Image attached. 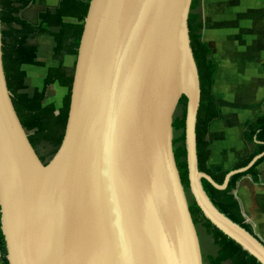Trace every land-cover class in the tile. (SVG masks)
I'll return each mask as SVG.
<instances>
[{"label": "water", "instance_id": "95a60500", "mask_svg": "<svg viewBox=\"0 0 264 264\" xmlns=\"http://www.w3.org/2000/svg\"><path fill=\"white\" fill-rule=\"evenodd\" d=\"M192 0H89L64 135L44 165L11 101L0 23V223L8 264H203L173 154L186 97L188 191L204 217L264 264V243L221 213L199 171ZM23 69V67H22ZM57 85V84H56Z\"/></svg>", "mask_w": 264, "mask_h": 264}, {"label": "trees", "instance_id": "16d2710c", "mask_svg": "<svg viewBox=\"0 0 264 264\" xmlns=\"http://www.w3.org/2000/svg\"><path fill=\"white\" fill-rule=\"evenodd\" d=\"M33 3L34 0H0L2 60L15 112L36 155L46 165L60 146L68 116L74 65L65 66L63 60L66 55L77 54L83 29L82 21L87 14L89 0H59L55 8H43L37 12L36 21L30 22L21 14ZM196 6L197 1L192 0L187 24L190 47L200 83V105L195 131L198 169L221 185L230 170L245 167L254 156L264 152V99L261 102L263 112L247 120L241 132L242 140L249 147L248 156L236 162L229 170L214 171L209 165L212 150L208 133L210 124L220 118L219 101L212 91L217 65L210 47L203 40L204 22L195 12ZM65 19H72L74 22H67ZM41 36L49 38L51 59L56 61L57 65L46 68L41 88H32L29 85L27 73L22 67L45 65L38 60L40 54L38 39ZM55 84L67 90L59 108H56L53 103H47V100L55 95ZM186 102V97L181 96L176 108L179 113L173 116L172 145L181 183L188 192L184 139ZM262 162H264V155L247 171L233 175L226 188L222 190L216 189L207 180L202 179L204 191L216 208L254 236L256 234L252 226L245 221L246 215L241 211L240 204L232 191L237 180L243 175L249 174L254 181H258L257 166ZM189 211L194 225L202 226L206 234L211 237L212 243L218 247L214 256L207 257L209 264H222L225 261H230L232 264H260L240 245L213 226L204 217L192 197L189 201ZM0 259L2 264H8L1 223Z\"/></svg>", "mask_w": 264, "mask_h": 264}, {"label": "crops", "instance_id": "0c3cea01", "mask_svg": "<svg viewBox=\"0 0 264 264\" xmlns=\"http://www.w3.org/2000/svg\"><path fill=\"white\" fill-rule=\"evenodd\" d=\"M45 1L50 8H55L59 2ZM196 1L195 12L204 22L202 37L217 65L212 91L219 101L220 118L210 124L208 138L212 150L209 165L220 172L231 169L248 156L249 147L241 136L243 126L263 112L264 0L259 9L257 0ZM43 38L49 40L41 36L39 44ZM54 62L51 66L57 65ZM74 62L75 56L64 57L65 66L72 67ZM257 170L258 181L249 174L243 175L237 180L232 194L246 215L245 221L264 243V162Z\"/></svg>", "mask_w": 264, "mask_h": 264}, {"label": "rangeland", "instance_id": "374dc122", "mask_svg": "<svg viewBox=\"0 0 264 264\" xmlns=\"http://www.w3.org/2000/svg\"><path fill=\"white\" fill-rule=\"evenodd\" d=\"M45 0H34V3L31 7L26 8L22 12V17L30 22L36 21V14L38 11L42 10L46 6ZM263 0H257L256 5L259 9V4H261ZM67 22H74V20L69 19ZM50 42L47 38H43L40 40V54L38 60L44 63V66H23V69L26 71L28 76V81L30 87H38L42 86V81L46 73V68L48 66L54 65V61L50 59ZM55 95L47 100V103H53L56 108L61 106V100L63 96L66 94V88L60 87L55 84ZM179 111L176 109L174 115H177ZM189 201H191V195L188 191L187 193ZM197 233L199 237L201 254L203 264H209L207 261V257L209 255L214 256L217 252L218 247L212 243V239L209 235L206 234L205 230L202 226H196ZM224 264H232L230 261H225Z\"/></svg>", "mask_w": 264, "mask_h": 264}, {"label": "flooded vegetation", "instance_id": "af4514ba", "mask_svg": "<svg viewBox=\"0 0 264 264\" xmlns=\"http://www.w3.org/2000/svg\"><path fill=\"white\" fill-rule=\"evenodd\" d=\"M187 198H188V195H187Z\"/></svg>", "mask_w": 264, "mask_h": 264}]
</instances>
